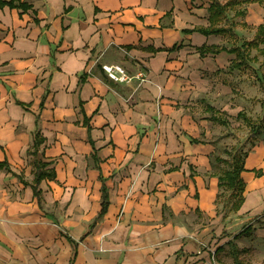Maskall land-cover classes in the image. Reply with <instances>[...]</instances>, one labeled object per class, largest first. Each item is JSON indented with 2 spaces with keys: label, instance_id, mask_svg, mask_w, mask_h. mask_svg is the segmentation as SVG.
<instances>
[{
  "label": "crops",
  "instance_id": "obj_1",
  "mask_svg": "<svg viewBox=\"0 0 264 264\" xmlns=\"http://www.w3.org/2000/svg\"><path fill=\"white\" fill-rule=\"evenodd\" d=\"M24 1L35 12L0 8V163L10 168H0V264H235L227 243L248 225L238 246H264V141L245 161V201L225 218L217 157L229 156L211 140L209 123L222 124L205 107L263 117L264 100L248 98H264V70L198 51L253 40L264 4L236 7L245 14L231 38L184 31L209 26L211 0ZM37 115L56 172L41 182L42 209L20 179H33ZM100 175L110 200L101 217ZM230 218L245 226L234 231Z\"/></svg>",
  "mask_w": 264,
  "mask_h": 264
},
{
  "label": "trees",
  "instance_id": "obj_2",
  "mask_svg": "<svg viewBox=\"0 0 264 264\" xmlns=\"http://www.w3.org/2000/svg\"><path fill=\"white\" fill-rule=\"evenodd\" d=\"M253 0H227L221 2L220 0H211L210 6L208 8L209 12V21L210 24L207 27L199 26L193 29H185V32L198 31L204 35L218 34L223 36H230L235 38L236 34L233 30L234 19L237 16L244 15L245 11L241 9H236L238 5H243L250 3ZM260 3L264 4V0H259ZM4 6H9L11 8H18L22 11H29L33 9L32 4L24 0H0V8ZM235 10L234 16L230 18L229 12ZM35 12L34 10H32ZM263 45V47L261 46ZM251 49H257L258 51L264 53V23L256 27V32L253 40H245L240 46L234 45L230 48L219 47V46H201L198 47V51L201 55L205 53H218L223 50L233 52L237 55V58L232 62L231 68L243 69L248 66V60H254L256 57H251ZM159 49L152 48L153 52H157ZM205 103V100H202ZM20 103V102H19ZM22 104V103H20ZM26 107V104H22ZM206 110L211 112V120L222 125H227L228 121L222 119L220 116L222 113L209 105L207 102L205 104ZM238 117H242L246 124L251 127V131L255 134H261L264 132V115L259 120L256 121L250 117H247L244 113L239 112ZM84 123H87L86 120ZM45 137L42 134V130L39 123V115L36 116V130L33 135V143L28 149L27 153L30 156V164L32 165V181L26 182L23 177H20L21 181L25 184H29L33 190V195L37 200L40 208H43V191L41 189V182L43 180H54L56 178V172L53 167V160L45 158L44 150H41L42 145L45 143ZM198 139H193V142H198ZM255 143H253V146ZM94 152L92 154V159L95 165L99 166V158L97 156L96 148L93 143ZM250 150L240 151L235 150L230 151L228 158L217 157V162L220 165L221 172L218 175L219 186L224 188V191L228 193V197L233 201L231 203V209L233 211H238L243 202L245 201L244 192L246 183L242 177V172L246 170L245 161L249 155ZM0 168L10 169L7 161L0 163ZM255 173L259 176L263 174L262 170H254ZM102 180V208L99 214V217L103 216L107 211L109 206V191L105 183V180L102 175H100ZM252 226H246L241 232L234 236L233 240L228 241L229 253L232 257V260L235 264H250L242 259V252L245 249H241L238 244L235 242L236 239H239L241 235H250L252 231ZM69 240L74 242V240L69 237ZM220 249V248H219ZM218 249V250H219ZM217 250V251H218Z\"/></svg>",
  "mask_w": 264,
  "mask_h": 264
},
{
  "label": "rangeland",
  "instance_id": "obj_3",
  "mask_svg": "<svg viewBox=\"0 0 264 264\" xmlns=\"http://www.w3.org/2000/svg\"><path fill=\"white\" fill-rule=\"evenodd\" d=\"M233 12H229V16H231ZM232 18V17H230ZM234 19V18H233ZM241 43V41H240ZM263 47V45H261ZM251 56L256 57L253 61L254 66L259 69L262 74L264 70V53L258 51L257 49H251ZM252 61V60H251ZM250 69H253L250 67ZM255 70V69H254ZM256 72V71H255ZM256 77L261 81L259 73L256 72ZM263 83V82H262ZM250 91L252 94H249L246 91H238L237 93L240 96H244L245 94H249L250 97L248 99L258 103L261 100H264L263 97L258 98L257 95L254 94L257 92ZM197 112H201L202 107L200 104L197 106H193ZM256 112V111H255ZM202 114V113H201ZM262 117V114H259V111L256 112L255 115L250 116V118L259 121ZM225 119H227L225 117ZM227 125H219L214 123H209V127L211 126V140L216 143L217 151L219 154H223L224 156H228L230 151L240 150L246 151L251 150L253 147V143H257L259 141H264V134H255L251 131V127L246 124L242 117L230 116ZM232 199L228 197V193L226 191L221 193V199L219 200L220 206L222 207V212H224V217H228L232 213L231 203ZM232 224L234 223L235 230L238 231L240 228H243L245 224L242 221L234 220V218H230ZM258 222L262 223L260 220ZM229 234V233H228ZM228 244V243H227ZM247 251V252H246ZM242 259L246 262H254L250 264H264V246H257L252 249H248L242 252ZM6 264V263H4Z\"/></svg>",
  "mask_w": 264,
  "mask_h": 264
},
{
  "label": "built area",
  "instance_id": "obj_4",
  "mask_svg": "<svg viewBox=\"0 0 264 264\" xmlns=\"http://www.w3.org/2000/svg\"><path fill=\"white\" fill-rule=\"evenodd\" d=\"M104 69L108 73L109 77L117 81H124L128 79V75L125 70L118 65L104 66Z\"/></svg>",
  "mask_w": 264,
  "mask_h": 264
}]
</instances>
